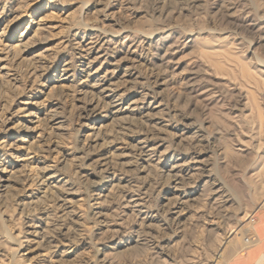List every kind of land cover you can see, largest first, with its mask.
I'll return each mask as SVG.
<instances>
[{
  "label": "rangeland",
  "instance_id": "obj_1",
  "mask_svg": "<svg viewBox=\"0 0 264 264\" xmlns=\"http://www.w3.org/2000/svg\"><path fill=\"white\" fill-rule=\"evenodd\" d=\"M256 16L264 17V0H0V165L9 177L0 193V264H98L99 242L115 247L106 249L109 264H228L263 246L264 31L249 26ZM98 30L121 36L86 56L80 51ZM154 31L165 32L144 38ZM97 49L108 64L96 60ZM92 57L89 69L102 74L114 62L130 67L125 102L144 108L121 121L91 117L78 85ZM85 124L102 131L96 147ZM144 136L156 147L148 167L132 148ZM122 148L131 165L111 172L140 206L132 212L107 199L108 227L98 230L86 186L93 177L81 164ZM177 163L184 169L175 183L189 196L179 219L169 173ZM51 174L74 193L66 222L44 204L19 207ZM44 219L69 228L59 237L64 254L26 236Z\"/></svg>",
  "mask_w": 264,
  "mask_h": 264
},
{
  "label": "bare ground",
  "instance_id": "obj_2",
  "mask_svg": "<svg viewBox=\"0 0 264 264\" xmlns=\"http://www.w3.org/2000/svg\"><path fill=\"white\" fill-rule=\"evenodd\" d=\"M192 1L190 0V2H192ZM165 10H166V8H165ZM256 18H255L256 20H254V19L252 20L253 24L252 25L250 24L249 26L252 27V30H255V28L257 27V29L264 31V17H257L256 16ZM95 30H97V29H95ZM93 32L94 33L92 34L91 42L90 41L88 42V44H87L88 46L85 47L86 49H83L82 51L79 50L81 53H85L86 56L89 55L90 52H94L95 48L100 43L99 41L103 40L104 38L116 39L119 36H121L120 34H117V33L110 34V33H105V31H100V30L93 31ZM122 32L123 31H121V33ZM163 32H165V31H163ZM163 32L159 33L158 31H154L148 35H145L144 38H146V37H149V38L160 37L159 35L163 34ZM166 32H167V30H166ZM185 37H186L185 40L186 41L188 40L187 42H189V43L194 41V38L191 36L190 33L186 34ZM78 46L79 45H77V47ZM178 48H179V46H178ZM87 52H89V53H87ZM95 53L99 54L96 57V60L104 59V62H105L104 64H108V60L104 58L106 56L105 54H103L98 49ZM79 57H80V55H79ZM83 57H85V56H83ZM94 60H95V58L92 59V61L90 62L91 66L88 65V67L86 68L87 70H84L85 68L84 69L82 68V70H80L79 77H81L82 79L80 80V83H79L80 85H78L90 97V101H89L88 105L85 106L84 109H86L87 107H91V109L89 110L91 112V117H92V115H96V116H99V118H104V119L107 118V119H111V120L121 117L120 118V121H121L123 116L126 117L127 115H131L134 112H136L137 110H139L140 106H141V108L143 107L142 106L143 103H139L135 99L132 101H129V102H125L126 98L128 97L127 92H125V87L127 84L131 83L129 81L130 75L128 72V69L130 67L128 69L124 68V70L121 71V69H123V68H121L122 64L120 62H114L113 64L110 65V67H112V68L109 70H106L105 73L102 74L100 70H95V69L91 70L92 64L94 63ZM89 67H91V68L89 69ZM180 68H182V67H180ZM182 72H183V70H182ZM68 78H69L68 76L64 75L63 79H61L60 82L62 83L64 81L68 80ZM191 86H192V84H191ZM131 90H133V89H131ZM126 91H127V89H126ZM86 94H84V95H86ZM149 107H150V104L147 105V108H149ZM149 115H151V113ZM89 117H90V115H89ZM151 117H153V116L151 115ZM50 119H51L50 121L53 123V125H58L57 117H55V115H51ZM85 125H87V124H85ZM86 129L88 131V135L86 136V138L89 140V143H93V146H91V147H94L95 145H97L96 141H97V139H99V137H100L99 134L102 131L100 132L99 128L94 127V126L89 127L88 125L86 126ZM154 137H156V136H154ZM149 140L145 137L143 140H138L135 143V146L131 145V146H133L132 148H134L135 151H138L141 156L146 158V160H147L145 162L146 167L149 166L148 163L150 162L149 159L151 158V156L149 159L147 157L150 154L154 153L155 149H156V147H154ZM25 145H28V144H23V147L21 149L27 150ZM124 148H126V147H124ZM130 149H131V147H130ZM122 150H123V148H122ZM94 152H95V148H93V152L91 154H93ZM117 152L107 153V155L104 154L101 156H97V158L94 159L89 165H83V163L81 164L83 172L87 174L85 176L93 177V179L87 181L86 186H87V188H89L91 190L89 192L93 193L91 195L92 198L90 200V202L92 204H91V209H90L89 214H90V217H95L98 220L97 221V226L99 228L98 230L105 229L106 227H108V220L106 218L107 215L104 214L103 209H102V207H103V205L107 199L112 198V197L118 198L116 203L120 204L122 209L132 211V212H136L137 208L140 206L139 205V199L136 198L137 196L135 197L133 195H130L128 193L129 190L126 191L124 188H122L119 185V183L116 181L114 174H112V172H111L116 167H120L122 169V168L128 167V165H131L129 163V158H131V157H130V154L128 151L123 150L119 153H117ZM85 158L88 159L89 157H85ZM138 159H136V160L138 161ZM205 164H206V162H205ZM193 167H194V165H193ZM48 169H46V170H48ZM183 169H184V165L179 164V163L174 164V165L169 167V173L172 176V178H174V183L177 180V173L181 172ZM7 175L8 174L6 171V166L1 164L0 165V193H2V194L5 193L6 188H8L9 177ZM64 184H65V181L63 182L62 180H59L58 176L55 174H51V175L45 177V179L41 180L40 183L38 184L40 187L37 190V193L28 194L26 196V198L31 199V200L28 203L19 204V207H21V210L34 211L35 208L38 207L37 204H39V205L44 204V205H47L48 208L51 207V210L53 212L59 214V219L62 222H66L67 220H70V218L73 216L72 204L74 202L73 201L74 193L72 191H70V189H64V187H65ZM174 191L176 194H178V197L176 198L177 199L176 202L173 203L172 210H174V212L172 214H176L177 216H174V218L179 219L185 214V210L187 209V200H188L187 198L189 196H185L184 193H180V190L177 186V183H175V185L173 187V192ZM60 192L63 193V196L58 197L56 195V193H60ZM174 199H175V197H174ZM191 202H193V201H191ZM170 204H171V202H170ZM143 225L145 226L144 228H146V229L150 228V224L143 223ZM27 227L29 228V230H27L25 232L26 236L31 237V239H32L31 241L33 242L34 245H36L38 247H44L46 249H52L54 251L61 252V254H64V252H62L63 250H61V248H60L62 246V240L59 237H66V232H67V230L69 231V228L64 229L60 226L54 225L51 222H49L48 219H44L41 222H33V223H31V225L29 224ZM97 235H98V233H97ZM114 236H112L111 238H114ZM25 239H26V237H25ZM132 241L135 243H138V241H144V240L136 237V239L132 240ZM100 244H102V243L99 242L98 247H96L94 250L95 256H96L95 259H97L96 262L98 264H109L110 259H109V256L105 253L106 249H108V248L114 249L115 247L111 246V248H110V247L102 246ZM64 246L69 247V245H67V244ZM18 247H20V244H18Z\"/></svg>",
  "mask_w": 264,
  "mask_h": 264
},
{
  "label": "crops",
  "instance_id": "obj_3",
  "mask_svg": "<svg viewBox=\"0 0 264 264\" xmlns=\"http://www.w3.org/2000/svg\"><path fill=\"white\" fill-rule=\"evenodd\" d=\"M264 242V236H263ZM264 256V243L263 246L247 249L239 256L230 260L228 264H264V260L261 261Z\"/></svg>",
  "mask_w": 264,
  "mask_h": 264
},
{
  "label": "built area",
  "instance_id": "obj_4",
  "mask_svg": "<svg viewBox=\"0 0 264 264\" xmlns=\"http://www.w3.org/2000/svg\"><path fill=\"white\" fill-rule=\"evenodd\" d=\"M253 241H255V238H253Z\"/></svg>",
  "mask_w": 264,
  "mask_h": 264
}]
</instances>
